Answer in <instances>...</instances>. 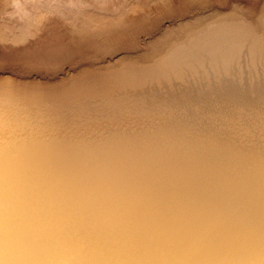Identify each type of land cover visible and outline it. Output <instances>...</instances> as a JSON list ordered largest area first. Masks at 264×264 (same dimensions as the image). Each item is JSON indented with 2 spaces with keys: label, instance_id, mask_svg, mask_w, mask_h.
Instances as JSON below:
<instances>
[{
  "label": "bare ground",
  "instance_id": "6f19581e",
  "mask_svg": "<svg viewBox=\"0 0 264 264\" xmlns=\"http://www.w3.org/2000/svg\"><path fill=\"white\" fill-rule=\"evenodd\" d=\"M258 85L236 90L239 113L264 106ZM1 101L0 264H264L262 124L52 140Z\"/></svg>",
  "mask_w": 264,
  "mask_h": 264
},
{
  "label": "rangeland",
  "instance_id": "374dc122",
  "mask_svg": "<svg viewBox=\"0 0 264 264\" xmlns=\"http://www.w3.org/2000/svg\"><path fill=\"white\" fill-rule=\"evenodd\" d=\"M262 72L264 0H0V101L46 139L253 138Z\"/></svg>",
  "mask_w": 264,
  "mask_h": 264
}]
</instances>
